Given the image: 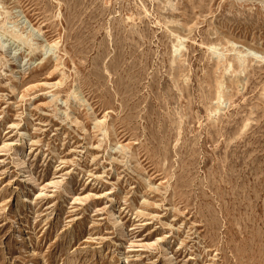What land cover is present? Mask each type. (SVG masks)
Listing matches in <instances>:
<instances>
[{"label": "rangeland", "instance_id": "374dc122", "mask_svg": "<svg viewBox=\"0 0 264 264\" xmlns=\"http://www.w3.org/2000/svg\"><path fill=\"white\" fill-rule=\"evenodd\" d=\"M0 264H264V0H0Z\"/></svg>", "mask_w": 264, "mask_h": 264}, {"label": "bare ground", "instance_id": "6f19581e", "mask_svg": "<svg viewBox=\"0 0 264 264\" xmlns=\"http://www.w3.org/2000/svg\"><path fill=\"white\" fill-rule=\"evenodd\" d=\"M18 229L20 231V237H21V240H22V244L28 243V237L25 235V232L23 231V228L20 225H18Z\"/></svg>", "mask_w": 264, "mask_h": 264}]
</instances>
